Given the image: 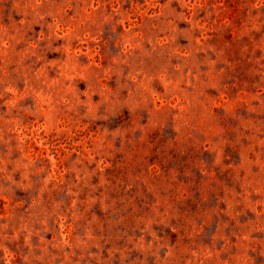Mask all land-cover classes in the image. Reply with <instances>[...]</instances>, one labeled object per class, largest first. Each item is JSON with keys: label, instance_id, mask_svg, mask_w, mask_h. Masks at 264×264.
<instances>
[{"label": "rangeland", "instance_id": "obj_1", "mask_svg": "<svg viewBox=\"0 0 264 264\" xmlns=\"http://www.w3.org/2000/svg\"><path fill=\"white\" fill-rule=\"evenodd\" d=\"M0 264H264V0H0Z\"/></svg>", "mask_w": 264, "mask_h": 264}]
</instances>
